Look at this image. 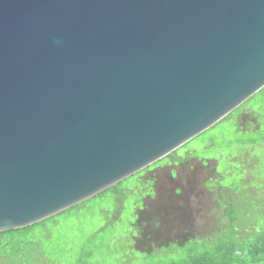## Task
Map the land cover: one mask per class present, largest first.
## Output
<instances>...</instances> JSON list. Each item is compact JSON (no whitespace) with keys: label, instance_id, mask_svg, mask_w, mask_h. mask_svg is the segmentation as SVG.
<instances>
[{"label":"water","instance_id":"obj_1","mask_svg":"<svg viewBox=\"0 0 264 264\" xmlns=\"http://www.w3.org/2000/svg\"><path fill=\"white\" fill-rule=\"evenodd\" d=\"M264 85V0H0V231L169 154Z\"/></svg>","mask_w":264,"mask_h":264},{"label":"rangeland","instance_id":"obj_2","mask_svg":"<svg viewBox=\"0 0 264 264\" xmlns=\"http://www.w3.org/2000/svg\"><path fill=\"white\" fill-rule=\"evenodd\" d=\"M152 167L153 176L140 169L43 226L4 233L0 264H161L226 248L264 228V85ZM145 179L162 198L182 203L183 223L141 239L134 230L138 209L159 201L148 195ZM185 231L194 238L160 247L165 235ZM152 244L159 248L143 251Z\"/></svg>","mask_w":264,"mask_h":264},{"label":"trees","instance_id":"obj_3","mask_svg":"<svg viewBox=\"0 0 264 264\" xmlns=\"http://www.w3.org/2000/svg\"><path fill=\"white\" fill-rule=\"evenodd\" d=\"M150 167L151 164L142 169H147L148 172H151V176H153L152 169L155 166L152 168ZM147 180L148 179H145L144 182L148 193L150 191L148 195H156L159 201L158 203L156 202L153 207L144 204L143 208L138 209V217L134 224V230L138 233L136 238L139 237L141 239L152 238V235L156 232H167L172 229L170 228L172 225H179L180 223H183V215L180 213V206L182 203L172 196L162 198L157 193L152 181ZM176 194L178 193L174 191L175 196ZM176 209H178V211ZM58 213L23 227L0 231V236L14 230H30L36 226H43L49 219L53 218ZM190 237L194 238V236H191L186 231L180 237L177 234L169 236L165 235L164 241L167 243L160 245V247L173 243L181 246L184 242L188 241ZM238 239L241 241H229L226 248L218 246L216 249L211 251L192 253L187 257L170 259L169 261L161 264H234L233 262H237L238 264H264V228H258L254 230L251 235L244 238L240 237ZM153 248L159 247L152 244L151 250L145 248L143 251L150 252Z\"/></svg>","mask_w":264,"mask_h":264},{"label":"flooded vegetation","instance_id":"obj_4","mask_svg":"<svg viewBox=\"0 0 264 264\" xmlns=\"http://www.w3.org/2000/svg\"><path fill=\"white\" fill-rule=\"evenodd\" d=\"M170 177H172V178H173L174 176H170Z\"/></svg>","mask_w":264,"mask_h":264}]
</instances>
